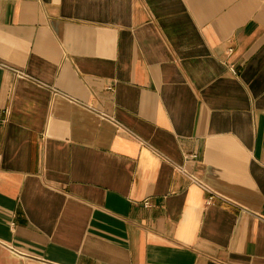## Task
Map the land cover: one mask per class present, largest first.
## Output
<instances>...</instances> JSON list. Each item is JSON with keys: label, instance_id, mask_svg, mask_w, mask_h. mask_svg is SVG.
<instances>
[{"label": "crops", "instance_id": "crops-1", "mask_svg": "<svg viewBox=\"0 0 264 264\" xmlns=\"http://www.w3.org/2000/svg\"><path fill=\"white\" fill-rule=\"evenodd\" d=\"M0 264H264V0H0Z\"/></svg>", "mask_w": 264, "mask_h": 264}, {"label": "built area", "instance_id": "built-area-1", "mask_svg": "<svg viewBox=\"0 0 264 264\" xmlns=\"http://www.w3.org/2000/svg\"><path fill=\"white\" fill-rule=\"evenodd\" d=\"M231 73L233 75L235 74L233 71H231ZM191 158L194 160L196 158V156H192ZM179 172L182 173L187 178V180H189V182H191L192 184H199L198 183L199 181L194 176H192L191 174L186 173L185 171H183L182 168L179 169ZM209 200H211V198H209ZM209 200L207 202H209ZM142 205H143L144 208H149L150 207L148 200L143 201Z\"/></svg>", "mask_w": 264, "mask_h": 264}]
</instances>
